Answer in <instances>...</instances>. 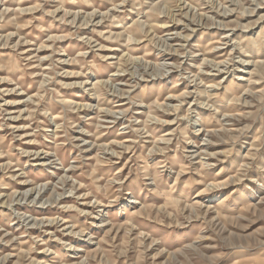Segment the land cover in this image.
<instances>
[{"label": "rangeland", "instance_id": "rangeland-1", "mask_svg": "<svg viewBox=\"0 0 264 264\" xmlns=\"http://www.w3.org/2000/svg\"><path fill=\"white\" fill-rule=\"evenodd\" d=\"M3 19L0 264H264V0Z\"/></svg>", "mask_w": 264, "mask_h": 264}, {"label": "bare ground", "instance_id": "bare-ground-1", "mask_svg": "<svg viewBox=\"0 0 264 264\" xmlns=\"http://www.w3.org/2000/svg\"><path fill=\"white\" fill-rule=\"evenodd\" d=\"M1 22V21H0ZM12 22L9 20V19H6V20H4L3 19V21H2V23H0V27H3L2 25H10ZM130 31H131V29H129ZM135 32V31H134ZM166 74V73H165ZM81 84V83H80ZM234 96V95H233ZM25 100V99H24ZM27 194V192L24 194V196ZM37 195H39V197H40V191L37 193ZM25 197H23V199H24ZM33 200V199H32ZM37 203H39L40 205H44V202L42 203V201H39V199H38V201H37ZM38 204V205H39ZM25 220V219H24ZM37 221V220H36Z\"/></svg>", "mask_w": 264, "mask_h": 264}]
</instances>
